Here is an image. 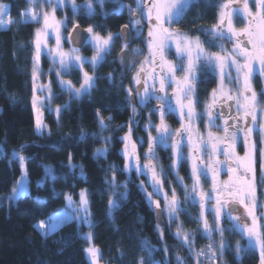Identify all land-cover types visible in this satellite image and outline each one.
Here are the masks:
<instances>
[{
    "label": "trees",
    "instance_id": "trees-1",
    "mask_svg": "<svg viewBox=\"0 0 264 264\" xmlns=\"http://www.w3.org/2000/svg\"><path fill=\"white\" fill-rule=\"evenodd\" d=\"M2 2L9 6L14 23L0 28V195L10 194L20 178L22 166L16 153L25 157L23 164L27 170L29 193L0 204V264H91L87 253L91 241L100 251V264H140L141 260L148 264L150 249H154L151 259L159 264H178V256L185 264H196L189 247L175 234L177 225L182 224L184 232L197 237L193 251H202L209 243L198 232L201 225L196 214L200 211L184 200V211L176 223H170L162 212L165 225L158 228L157 211L161 208H154L140 188L143 184L146 192L153 189L149 179H144L134 169L131 173L123 170L122 138L128 133L129 126L132 132L137 128L135 123H128L132 110L128 90H133L135 83L130 73L132 68H122L117 59L122 49L120 30L134 14L128 10L129 6L135 8L134 0H119V3L106 0L103 8L93 0L95 14L92 16H88L83 8L86 0H75L81 6L77 15H73L71 6L67 7L71 15L66 12L70 28L78 23L84 28L92 27L102 37L111 33L113 46L95 70L91 67L96 84L80 98H72L68 91L62 90L54 74L56 71L51 69L52 103L61 112L57 116L44 109L46 128L42 134L36 130V111L32 106L33 41L35 31L41 25L22 23L27 19L21 13L30 7L28 0ZM223 2L194 0L180 22L171 25V29L192 38L199 37L209 51H218V45L228 40L214 41L217 47L209 48L207 41L213 38L207 30L217 23L219 5ZM120 3L126 7L117 11ZM59 14L63 16V12ZM234 25L239 30L245 27V21L236 17ZM140 47L143 51L135 57L139 62L148 51L146 43ZM49 64L45 62L47 70ZM63 76L76 85L81 84V71L75 67ZM253 86L257 92L264 91V81L259 77ZM100 119L105 127L101 126ZM105 148L106 155L98 156L97 150ZM113 167L117 171L113 172ZM46 169H51L52 175H46ZM114 175L115 188L111 184ZM84 189L88 193L91 227L72 221L47 236L36 229L40 222L63 210H76L79 194ZM125 192L127 195L123 197ZM67 195L75 201L72 208L68 207ZM179 198L183 199L182 195ZM109 200H116V207L109 208ZM152 200L158 199L153 197ZM209 224L214 225V221ZM225 224L222 222L223 226ZM89 233L90 241L87 239ZM239 238L240 234L229 239L223 264H260L256 249L237 254L239 259L234 255ZM213 241L219 244V239L213 238ZM245 245L242 242V246Z\"/></svg>",
    "mask_w": 264,
    "mask_h": 264
},
{
    "label": "snow or ice",
    "instance_id": "snow-or-ice-1",
    "mask_svg": "<svg viewBox=\"0 0 264 264\" xmlns=\"http://www.w3.org/2000/svg\"><path fill=\"white\" fill-rule=\"evenodd\" d=\"M119 3V0H112ZM101 8L106 0H95ZM194 0H135L136 7H128L129 13L139 12L138 18H133V30L137 37L142 34L139 27L141 20L147 21V56H145L139 69L137 70L134 81L137 86L135 89L139 103L144 106L150 100L155 99L160 105L152 109L153 113H159L158 125H153L151 118L145 128L148 133V147L144 154L145 163L141 164L140 155L137 150V143L132 139V128L129 126L128 133L122 138L124 148L122 155L125 159L124 171L131 173L133 169L138 175H143L149 179V184L153 192L147 193V199L156 209H160L159 200H152V196L163 194L164 211L170 223L179 218V214L184 211L181 208L180 200L176 195V190H171V198L167 192L163 191L164 180L162 178L163 169L157 170L156 148H171L173 164L171 168L178 169L184 161L191 162L190 179L191 187L185 185L183 178L178 176L177 182L184 189V199L193 206L198 205L200 216L197 222L202 225V234L209 240L207 252L193 251L194 237L183 231L182 224L177 225L176 238L182 240L196 261L202 264H217V259L222 258L228 245L225 243V232L239 233L242 239L246 240V245L241 247L237 242L235 252H247L250 249L259 251L260 264H264V214L257 215V143L255 137H259L260 144L264 146V91L257 93L253 87L254 80L259 77L264 81V0H224L219 5L217 23L207 30L208 35L213 39L207 41L209 48L217 47L214 41L228 40L232 43V48L227 49L223 43L218 45L216 52L209 51L204 46L199 37L192 38L179 31H173L171 25L179 23L186 14ZM30 7L21 13L27 19L22 23L34 22L40 24L34 36V55L32 67L33 97L32 106L37 113L36 130L43 133L44 125L42 121V109L45 101L51 103L53 97L51 83L39 85V77L42 74L40 69V59L44 50L51 57L53 65H58L59 70L56 76L59 79L62 90H66L75 98L87 94L94 87V78L88 72L83 71L86 63L92 69L105 60L110 53L114 37L109 33L102 37L94 32L92 27L85 31L88 36L83 37L79 25H74L72 32L69 33L67 41L74 46L70 52H65L62 46V29L67 26L66 19L58 20L56 12L67 6H71L73 15L79 14L81 6L75 0H28ZM40 10H37V5ZM50 9L44 10V6ZM126 5L120 3L121 11ZM88 16L95 14L93 0H86L83 6ZM9 6L0 0V28H7L14 23L9 15ZM236 17H241L246 21L245 27L237 29L234 25ZM127 25L125 26V28ZM205 31V30H201ZM55 39V47H49V37ZM121 36L125 38L127 47L128 34L123 32ZM91 45L94 55L89 61L86 57L79 54L80 47ZM175 47V53L180 63H174L167 58L168 49ZM139 54V50H137ZM122 56L121 60L124 61ZM75 67L83 72V80L79 88H75L71 81L62 78L63 73H68ZM204 68L218 78V88L213 89L210 100L205 103L204 111L197 113L199 97L196 92V84L199 82V71ZM51 71V69H50ZM151 82V83H149ZM171 88V95L168 93ZM37 92H47V96L41 97ZM129 102L132 103V90H128ZM133 113L136 112L133 104ZM57 116L61 109L56 108ZM166 114H176L179 116L180 128L172 131L166 122ZM206 118V134H202L197 125V121ZM110 119V118H109ZM221 120L222 124H217ZM100 124L105 127L103 119ZM156 136H152V130ZM216 130V132L213 131ZM222 132L223 135H217ZM171 141V143H169ZM141 145L143 140L140 141ZM242 143L244 146L243 156L237 152V145ZM188 148V156L185 157L183 148ZM107 149H98L97 155H106ZM16 158L23 163L25 157L15 154ZM223 156V160L220 159ZM71 160V157H69ZM259 163L261 180L264 184V147L259 150ZM113 172L117 171L113 167ZM226 172L227 179H220L221 173ZM46 175H52L51 169H46ZM83 175V171H81ZM210 179L211 191L206 192L201 184V178ZM27 170L23 169V175L12 190L10 199L22 196L27 191L26 185ZM111 184L115 188L116 177L111 179ZM126 188L127 185L125 184ZM142 191L143 184L140 185ZM127 193L122 196L126 197ZM79 206L77 212H82L83 216L73 215L72 219H82L89 224L90 211L88 193L82 190L79 194ZM68 207L75 206L70 195L65 197ZM212 204V207H207ZM116 200H109V208L116 207ZM243 209V212L240 209ZM205 213H210L214 217V225L209 224ZM162 213L158 212L157 215ZM222 220H227L231 228H225ZM60 221L49 220L41 222L37 227L42 230L45 236L49 235L57 227ZM160 228V225H157ZM214 235L219 236V244L213 242ZM161 236L163 231L161 229ZM91 240V233L87 235ZM149 250L148 264H159L151 259ZM165 251L167 249L165 248ZM87 253L91 259V264H98L100 259L99 249L90 246ZM239 259V256H237ZM178 264H185L181 257H177ZM140 264H145L144 260Z\"/></svg>",
    "mask_w": 264,
    "mask_h": 264
},
{
    "label": "flooded vegetation",
    "instance_id": "flooded-vegetation-1",
    "mask_svg": "<svg viewBox=\"0 0 264 264\" xmlns=\"http://www.w3.org/2000/svg\"><path fill=\"white\" fill-rule=\"evenodd\" d=\"M134 2H135V0H134ZM135 7H136V4H135ZM139 15H140L139 12H136V13L132 14L131 19L128 18L126 25L130 29L131 41L129 44H127V47H125V43L120 38V40L122 41V49L120 51L127 50V51H130V54H131V60H130L128 68H132L130 73H131L133 78H134L137 70L139 69V66L141 65L142 61L145 58V57H143L141 62H139L135 57H136V55H141L143 50L141 49L140 45L146 43L147 33H148L147 21L143 20V19L141 20V24L139 26L142 29V34L139 37H137L136 32L133 30V26H132V23L130 21L133 18H138ZM75 22H78V21H75ZM66 24H67V28L65 29V31L67 33V37L69 36V33L72 32L74 25H80V24L76 23L70 28L69 20H68V22H66ZM85 29H87V28H85ZM65 45L69 48V50H71L73 48L71 46V44L67 41V39L65 41ZM137 50H139V54H137ZM91 51H94L93 48L91 47V45H87V46H85V48L80 49L79 54L83 57L84 56H86V57L93 56L91 54ZM166 55H167V58L169 60H171L172 62L177 63V64L180 63V60L177 59V56L175 53V48H169ZM88 70L91 74H93L94 85H95L96 84V77L94 76V73L91 71L90 66L88 67ZM50 72L52 73V70ZM201 72L202 71L200 70L198 73L199 82L196 84V92H197V95L199 97V104L197 105V109H196L197 113H202L204 111V105H205V103H207L210 100L212 90L218 88V78H216L213 74H211L207 69H204L203 72L202 73ZM54 74H56V72H54ZM62 78L63 79L65 78L67 81H69L68 78H66V76L65 77L63 76V74H62ZM133 81H134V79H133ZM133 83H135V81ZM149 83H151V82H149ZM78 86H80V84ZM136 87H138V86L135 84V86L132 90V95H131L132 108H133V104H134L136 112L133 113V110H131V115H130L128 123H135L137 125L136 126L137 128L134 129L132 132V139H133V141H135L137 143V150H138V153L140 155V161H141V164H143L146 162L144 159V154L147 151V147H148V133L145 131V128L148 125L150 118H151V122L153 125H158L159 113L158 112L153 113L152 109L157 108L160 105L158 104V102L155 99H152L149 101V103L147 105L142 106L139 103V99L137 98V96L135 94V88ZM141 87H142V85H141ZM167 91H168L169 95H171L172 89L168 88ZM257 93L259 94L260 92H257ZM52 95H53V93H52ZM165 119H166L167 124L170 126V129L173 132L180 128V120H179L178 115L166 114ZM205 123H206V118H201L197 121V125H198L199 130L202 134H206V132H207V129L205 128ZM217 124H222V121L217 120ZM213 131L216 132L215 129H213ZM151 134H152V136H156V132L154 129L152 130ZM216 134L217 135H223L222 132H217ZM255 139H256L257 149H258V151H257V161L258 162H257V172H256V177H257V190H256V192L258 193L261 201H264V184L260 183L261 173H260V163H259V150L262 147V145L260 144L258 136H256ZM141 140H143L142 145L140 143ZM169 143H171V141ZM237 152L239 155L243 156L244 146L242 143L237 145ZM183 153H184L185 157L188 156V148L187 147L183 148ZM220 159L223 160V156H220ZM155 163H156L158 171L160 169H163V173H162V178L164 180L163 191L167 192L168 195L171 194V190L173 188L176 190L177 196H180L182 194V192H184L183 187L177 182V172H178V176L183 178V182L185 185L186 184H189V185L192 184V181L190 179L191 162L186 160L182 164L179 165L178 169L171 168V165L173 164V158H172V151H171L170 147L167 149H164L161 147L156 148V161H155ZM140 176L143 177L144 179H148L147 177H145L143 175H140ZM220 179H222V180L227 179L226 172L221 173ZM201 184L203 185L204 191H206V192L211 191L210 179H204L202 177L201 178ZM154 197H156L160 201L161 206H163V204H164L163 203L164 202L163 194H161L159 196L154 194ZM189 205L191 207L193 206L191 203H189ZM193 207L197 208L198 212L200 211V208L198 209V207H199L198 205L193 206ZM207 207H209V208L212 207V204H209ZM161 210H162L164 215L167 214V213H164L163 207H161ZM240 211L243 212V209L241 208ZM205 215L208 217L207 219L210 223L212 221H214L212 214L205 213ZM222 222H226L225 226H223V227L230 228L227 220H223ZM226 235H227L226 237L228 238V240L230 238H232L230 236L229 232H227V231H226ZM236 235L238 236L239 233H236ZM214 239L216 240V239H220V238L218 235H214Z\"/></svg>",
    "mask_w": 264,
    "mask_h": 264
},
{
    "label": "rangeland",
    "instance_id": "rangeland-1",
    "mask_svg": "<svg viewBox=\"0 0 264 264\" xmlns=\"http://www.w3.org/2000/svg\"><path fill=\"white\" fill-rule=\"evenodd\" d=\"M70 6V5H69ZM38 7H39V10H40V5L38 4L37 5V9H38ZM68 7V6H67ZM67 7H64V8H62V9H58L57 10V12H56V16H57V19L58 20H61V21H64L65 19H66V22H68V15H67V13L66 12H68V8ZM44 10H48V11H50V9L47 7V5H45L44 6ZM67 10V11H66ZM59 12H63V16H60V14H59ZM69 13V12H68ZM69 15H70V13H69ZM70 17H71V15H70ZM245 24H246V21H245ZM67 28V26L65 27V28H63L62 29V37H63V41H62V46H63V50L65 51V52H70L71 50H69L67 47H66V45H65V41H66V39H67V33H66V31H65V29ZM65 31V32H64ZM224 46L227 48V49H231L232 48V43L231 42H229V41H227V42H225L224 43ZM49 47H55V39H54V37L53 36H50L49 37ZM170 48H175L174 47V45L173 46H171ZM91 54L92 55H94V51H91ZM84 57H86V56H84ZM91 57L92 56H89V57H86L89 61L91 60ZM48 62V63H50L49 65H50V67H52V68H48V70L45 68V62ZM90 66V68H91V65L90 64H88V63H86L85 65H84V69H83V71H86V72H88L89 73V75H91V76H93V74H91L90 72H89V70H88V67ZM40 69H41V72H42V74L40 75V77H39V81H38V84L39 85H48L50 82H49V74H50V69H53L54 71H58L59 70V66L58 65H53V63H52V60H51V57H49L48 55H47V50H44L43 51V53H42V55H41V59H40ZM81 76H82V80H83V72H81ZM46 77V78H45ZM43 78H45V79H43ZM65 79V78H64ZM57 80H59L58 78H57ZM66 80V79H65ZM67 81V80H66ZM70 81V80H69ZM72 82V81H71ZM81 83H82V81H81ZM72 84H73V86L75 87V88H79L80 86H78V85H76L74 82H72ZM59 85H60V82H59ZM61 86V85H60ZM254 87V86H253ZM51 92H52V89H51ZM37 95H39V96H41L42 98L43 97H45V96H47V92H44V93H40V92H37ZM84 95H86V94H84ZM84 95H82V96H84ZM74 97V95H72V98ZM81 97V96H80ZM79 97V98H80ZM75 98V97H74ZM56 108H58V107H56L53 103H52V101H51V103L49 104L47 101H45V105H44V107H43V109H42V121H43V123H44V125H45V116H43V114H44V109H45V112H46V110L48 109L49 110V112H52V113H55V114H57L56 113ZM36 117H37V113H36ZM123 146H124V144H123ZM23 169H26L25 168V165L23 164V168H22V171H21V175H20V178H19V180L21 179V177H22V175H23ZM18 180V181H19ZM17 184V183H16ZM26 185H27V193H29V190H28V185H29V183H28V175H27V179H26ZM186 185H188L189 187H191V185H189V184H186ZM85 190V189H84ZM145 192V194L147 195V193H151V192H153V189H151L150 191H144ZM11 194H12V192L10 193V194H7V195H0V204H2L3 202H9L11 199H10V197H11ZM26 194V193H25ZM25 194H23V195H25ZM22 195V196H23ZM182 197H183V199H180L179 198V196H177L178 198H179V200H180V204H181V208H182V203L184 202V195H185V193L184 192H182ZM256 196H257V203H258V208H257V215L259 216V215H262V214H264V201H261V199L259 198V195H258V193L256 192ZM19 197H21V196H18V197H16V199L17 198H19ZM154 197V195L152 196V198ZM79 198H80V196H79ZM169 198H171V196H169ZM164 203V202H163ZM79 204V203H78ZM89 205V204H88ZM79 206V205H78ZM78 206L76 207L75 206V209L76 210H63L62 212H60V213H58V214H56V215H54L52 218H51V220H57V221H60L59 223H57V227H56V229L54 230V231H56L57 229H59L60 227H62L65 223H68V222H72V221H77L78 223H80V224H86V225H88V223H86V222H84L82 219H72V216L73 215H77V216H80V217H82L83 216V213L82 212H77V208H78ZM161 207H163V210H164V204H163V206H161ZM160 207V208H161ZM155 208V207H154ZM72 211V212H71ZM164 213H166L165 211H164ZM90 216H91V214H90ZM200 216V214H196V218H198ZM164 217H167V214H165L164 215ZM206 218H208L207 216H206ZM214 218V217H213ZM89 219H90V217H89ZM49 220L50 219H48V220H46V221H42V222H49ZM223 221V220H222ZM41 223V222H40ZM39 223V224H40ZM175 223H176V221H175ZM261 223H264V221H261ZM38 224V225H39ZM200 224V223H199ZM37 225V226H38ZM201 225V224H200ZM228 225L230 226V228H231V224L230 223H228ZM36 226V229L39 231V232H41L42 234H43V232H42V230H40V229H38V227ZM201 228H202V225L200 226V228H199V230H198V232H200L201 233V236L204 238V239H206V240H208L203 234H202V231H201ZM54 231H52L51 233H53ZM50 233V234H51ZM188 233V232H187ZM199 234V233H198ZM230 234V236L232 237V238H236L237 237V235H236V233H229ZM44 235V234H43ZM45 236V235H44ZM227 235H226V232H225V235H224V239H225V243L228 245L229 243V240H228V238L226 237ZM239 236V235H238ZM194 237V241H195V239L197 238V237H195V236H193ZM214 243H215V241H213ZM237 242H239V244L241 245V247H243L242 246V242H244V244L245 243H247V242H245V239L243 240L242 238H239V240L238 241H236V245H237ZM208 243H209V240H208ZM230 245V244H229ZM236 245H235V247H234V250H235V248H236ZM90 246H94L93 245V242L91 241V244H90ZM89 246V247H90ZM88 247V248H89ZM95 247V246H94ZM194 247H196L195 246V243H194V245H193V248ZM204 248L203 249H201L202 251H205V252H207V245L205 244L204 246H203ZM96 248V247H95ZM100 252V251H99ZM195 252V251H194ZM228 252V249H226L225 250V252H224V254H223V256H225L226 255V253ZM236 253V252H235ZM234 255H236L237 256V253L236 254H234ZM240 255V254H239ZM238 255V256H239ZM89 256V255H88ZM89 260H90V262H91V259H90V257H89ZM202 261H203V258H202ZM98 264H100V261L98 262ZM202 264H205V262H202ZM217 264H223V257L222 258H219L218 257V259H217Z\"/></svg>",
    "mask_w": 264,
    "mask_h": 264
},
{
    "label": "water",
    "instance_id": "water-1",
    "mask_svg": "<svg viewBox=\"0 0 264 264\" xmlns=\"http://www.w3.org/2000/svg\"><path fill=\"white\" fill-rule=\"evenodd\" d=\"M122 31L128 34L127 44H129L130 41H131V33H130V29H129L128 27L125 28V26L122 27V29L120 30V36H121ZM79 32H80V34H81V42H82L83 37L88 36V33L85 31V28L82 27V26H80V25H79ZM121 39H122V41H123L124 43H126L125 38H123V37L121 36ZM70 44H71L72 47L74 46L72 43H70ZM76 46H77V47H80V49L85 48V46L81 47L79 44H77ZM122 56L125 57V59H124L123 62H122V60H121V57H122ZM117 60H118V64H119L122 68H127V67L129 66V63H130V60H131V54H130V51H127V50H123V51H121V52L119 53V55H118V59H117ZM138 87H141V85L138 86ZM136 88H137V87H136ZM136 88H135V89H136ZM135 94H136V91H135ZM106 123L108 124L109 122L106 121ZM158 212L162 213L161 210H158L157 213H158ZM156 219H157L159 225H161V226H164V225H165V221H164V219H163V217H162V214L159 215V216L157 215V218H156Z\"/></svg>",
    "mask_w": 264,
    "mask_h": 264
}]
</instances>
